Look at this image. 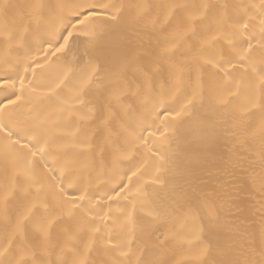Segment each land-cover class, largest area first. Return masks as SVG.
<instances>
[{
    "label": "snow or ice",
    "instance_id": "1",
    "mask_svg": "<svg viewBox=\"0 0 264 264\" xmlns=\"http://www.w3.org/2000/svg\"><path fill=\"white\" fill-rule=\"evenodd\" d=\"M0 264H264V0H0Z\"/></svg>",
    "mask_w": 264,
    "mask_h": 264
}]
</instances>
